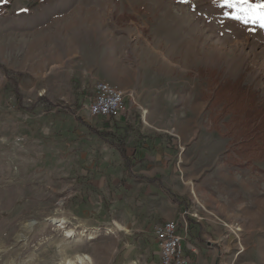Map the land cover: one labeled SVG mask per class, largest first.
Instances as JSON below:
<instances>
[{
    "label": "rangeland",
    "instance_id": "rangeland-1",
    "mask_svg": "<svg viewBox=\"0 0 264 264\" xmlns=\"http://www.w3.org/2000/svg\"><path fill=\"white\" fill-rule=\"evenodd\" d=\"M231 11L219 0H0V264H159L155 209L130 217L125 178L99 171L112 148H140L144 184L180 204L188 226L226 235L224 264H264V159L231 149L236 118L263 120L264 28ZM94 67L127 89V122L86 109Z\"/></svg>",
    "mask_w": 264,
    "mask_h": 264
},
{
    "label": "crops",
    "instance_id": "crops-1",
    "mask_svg": "<svg viewBox=\"0 0 264 264\" xmlns=\"http://www.w3.org/2000/svg\"><path fill=\"white\" fill-rule=\"evenodd\" d=\"M100 75L101 74L99 73L98 69L94 67L87 71H83L82 77L84 80H87L91 83L107 81L105 78H101ZM121 89L124 92H127V89ZM132 113L133 112L130 110L129 106L124 108L120 117V122H127L126 118H129ZM146 115L147 114L145 112L142 118H144ZM134 130L135 131L133 133L144 134L140 127L134 128ZM138 137H140V135H138ZM139 150L140 148L137 150L134 148L132 153L128 154L127 152L124 153L123 151L121 152V150L117 151L112 148V155L105 157V160L99 162V171L106 170V174L112 175L110 178L116 179L117 177L121 178L122 176L125 178V205L126 212L128 215H130V217H132L131 215H134V213L131 212L134 207L140 213H145V211H147L149 208L148 214L153 213L151 211L152 208L155 209V213H157V215L153 214L152 216L150 229V238L152 239H149L155 242V245L153 246L156 249L153 251L160 253L158 240L154 236L156 227L167 221H174L179 224V234L182 237L183 256L190 261V264H224L227 262V259L231 254L229 253L228 246L225 242L227 239L226 235L219 233V230L214 225L211 227L203 226V228H200L196 220H193V222H191L188 226L183 222L184 212L182 211V206L180 204H175L171 201L168 202L163 192L159 190L154 191L152 187L151 189L147 187L149 184H144L149 182L144 179L148 178L149 175L141 172L137 167V165H139L142 161H145V158L141 157L142 154ZM102 165H104V167L101 168ZM105 165L109 166L105 167ZM150 186L151 184L149 187ZM150 198L154 199L152 200L154 204H150V206H148ZM167 204L169 205L167 206ZM166 212L168 213L166 214ZM127 222L128 221H126V223L116 222V225L121 226L119 231H125L123 224H127ZM210 229H212L213 232ZM160 259L161 255L158 256L159 264L162 263L160 262Z\"/></svg>",
    "mask_w": 264,
    "mask_h": 264
},
{
    "label": "built area",
    "instance_id": "built-area-1",
    "mask_svg": "<svg viewBox=\"0 0 264 264\" xmlns=\"http://www.w3.org/2000/svg\"><path fill=\"white\" fill-rule=\"evenodd\" d=\"M125 94L113 84L98 82L86 109L93 117L119 118L125 108ZM154 235L159 243L162 264H190L183 256L179 224L174 221L160 224L156 227Z\"/></svg>",
    "mask_w": 264,
    "mask_h": 264
},
{
    "label": "trees",
    "instance_id": "trees-1",
    "mask_svg": "<svg viewBox=\"0 0 264 264\" xmlns=\"http://www.w3.org/2000/svg\"><path fill=\"white\" fill-rule=\"evenodd\" d=\"M261 118H263V120L257 122L249 116V120H244V122L238 117V119H235V124H232L233 133H237L235 134L236 136L238 135V139L236 138L237 140H234L235 144L233 143L232 145L235 146L231 147V149L235 151V153L244 156V158L247 157L249 160L264 159V116ZM229 152L230 150L228 153ZM247 163L251 164V161Z\"/></svg>",
    "mask_w": 264,
    "mask_h": 264
},
{
    "label": "snow or ice",
    "instance_id": "snow-or-ice-1",
    "mask_svg": "<svg viewBox=\"0 0 264 264\" xmlns=\"http://www.w3.org/2000/svg\"><path fill=\"white\" fill-rule=\"evenodd\" d=\"M219 6L232 10L228 13L231 19L264 28V0H219Z\"/></svg>",
    "mask_w": 264,
    "mask_h": 264
},
{
    "label": "bare ground",
    "instance_id": "bare-ground-1",
    "mask_svg": "<svg viewBox=\"0 0 264 264\" xmlns=\"http://www.w3.org/2000/svg\"><path fill=\"white\" fill-rule=\"evenodd\" d=\"M74 235H75L74 232L70 231L68 237H72ZM77 259H78L79 264H91V262H92L89 256L79 255ZM64 263L65 264H75L72 260H68V259H65Z\"/></svg>",
    "mask_w": 264,
    "mask_h": 264
}]
</instances>
